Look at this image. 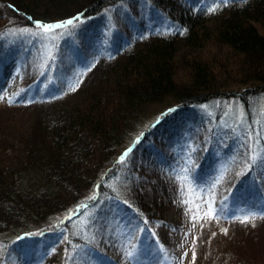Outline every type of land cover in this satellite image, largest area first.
<instances>
[{
	"label": "trees",
	"instance_id": "16d2710c",
	"mask_svg": "<svg viewBox=\"0 0 264 264\" xmlns=\"http://www.w3.org/2000/svg\"><path fill=\"white\" fill-rule=\"evenodd\" d=\"M128 2L141 5L161 29L156 31L143 23L140 39L132 41L130 34L117 57L111 53L95 54L96 64L82 73L78 88L68 96L82 94L78 104H65L67 98L48 110V104L57 102H51L50 94H46V100L3 107L7 117L0 123V259L6 257L5 264L14 242L55 235L62 229L69 231L67 254L57 264H70L71 247L84 243L85 230L80 228L82 232L73 235V228L68 226L84 213L94 215L98 204L106 200L104 197L123 203L144 226L154 225L184 188L173 181L160 180L151 186L147 179L135 176L136 156L144 150L142 146L149 135L158 129L176 135L170 132L171 122L212 98L226 100L239 95L247 104L246 117H251V97L264 94V0H207L204 8H198L196 0H0L4 7L0 41L11 26L24 25L43 33L44 25H63L44 32L50 35L44 42L33 41L32 52L23 48L20 51L22 66L42 54L44 63L48 60L57 68L63 65L67 51L74 49L73 44L88 39L86 34L102 25L110 32L114 21L103 16V12ZM74 5L77 9L72 14L57 18ZM10 19L13 22H7ZM69 20L73 24L68 25ZM117 38L111 33L109 40L116 42ZM28 56L33 57L29 60ZM36 69L32 83L39 80ZM92 79L97 83L90 88ZM246 94L251 97L243 98ZM173 101L176 104L168 107L163 116L155 117L146 129L134 135L131 143L123 146L128 130L147 107L155 103L170 105ZM28 110L33 115L18 116ZM12 113L18 115L12 117ZM260 142L256 146L261 148L262 156L249 163V172H256L261 166L264 169V136ZM213 156L210 149L199 159L203 174L213 165ZM99 163L104 168L102 176L93 181L91 194L81 200L77 195ZM246 175L230 190L242 186ZM117 179L127 185L123 191L112 186ZM239 197L243 199V194ZM52 216L57 219L49 220L51 223L43 221ZM33 221L36 223L29 230L23 229ZM88 247L107 256L91 242ZM199 252L198 248L193 254L195 263ZM55 255L53 251L50 258L47 256L48 262H53ZM51 262L48 264L55 263Z\"/></svg>",
	"mask_w": 264,
	"mask_h": 264
},
{
	"label": "rangeland",
	"instance_id": "374dc122",
	"mask_svg": "<svg viewBox=\"0 0 264 264\" xmlns=\"http://www.w3.org/2000/svg\"><path fill=\"white\" fill-rule=\"evenodd\" d=\"M206 4L207 0H196L198 8H204ZM166 6L172 11L171 5ZM119 7L117 11L107 10L102 14L114 21L110 32L102 25L97 31L86 34L88 39L73 44L74 49L67 51L63 65L57 68H53L48 60L45 64L42 54L34 59L35 63L22 66L21 48L32 52L33 41L44 42L50 35L24 25L11 26V30L0 41V123L7 117L4 105L32 104L38 99L49 98L44 96L46 94H50L51 102H57L54 105L48 104V110L60 106L67 98L69 100L65 104H78L82 94L71 98L68 96L78 88L82 73L86 69L91 70L96 64L98 57L95 54L107 52L117 57L130 34L132 41L140 39V25L143 23L156 31L161 29L156 20L147 17L141 5L140 8L134 2H128ZM76 9L75 5L66 8L57 18L70 15ZM3 11L4 7L0 5V15ZM10 21L13 22V19L7 22ZM210 25L213 26V23ZM165 30L170 31L168 28ZM111 33L118 36L116 42L109 40ZM142 33L146 36L148 34ZM15 52H19V55ZM28 57L30 60L33 56ZM34 69L39 74V80L36 78L33 83H37L33 86L30 79L35 75L32 73ZM96 83L92 79L90 88ZM249 97L251 94H246L243 98ZM239 99V95L229 96L226 100L212 98L198 105L192 112L171 122L170 132H176V135L162 129L148 134L151 137L145 140L142 146L144 150L136 156L135 176L139 174L151 186L158 180L173 181L184 189L176 194L173 205L163 209L160 215L162 219L149 227L136 219L116 198L104 197L106 200L98 204L94 215L92 212L84 213L81 218L70 223L72 226H68L73 228V235H79L82 232L80 228L85 230L82 239L84 243L71 247L69 263L264 264V169L261 166L256 172H249V163H254L262 156L261 148L256 145L261 143L264 136V94L251 97V117H246L247 104ZM164 104L155 103L146 108L144 114L128 130L124 147L131 143L134 135L146 129L155 117L163 116L167 108L176 102L165 104L166 106ZM31 113L28 110L22 115H9L25 117L27 114L33 115ZM210 149L214 155L211 158L213 165L209 172L203 174L199 171V159ZM102 166L99 163V167L92 171L91 179L82 186L77 195L81 200L93 191V181L100 180L104 170ZM244 175L242 186L230 190ZM127 182L130 184L131 180ZM112 186L123 191L127 185H121L117 179ZM241 194L243 199L239 197ZM209 200L214 202V216L205 215L208 211L206 202ZM196 205H200L199 212ZM245 216L252 218L245 223ZM55 218L52 216L43 221L51 223ZM34 223L36 222L27 223L23 229L29 230L28 227ZM62 231L55 235L14 242V245L11 243L14 249L7 264H48L52 261L48 262L53 251L56 255L51 263L55 261L54 264H57L67 254L69 231ZM89 242L97 245L107 256L88 250ZM198 248L200 252L195 263L193 254ZM5 261L6 257L4 260L0 259V264H5Z\"/></svg>",
	"mask_w": 264,
	"mask_h": 264
},
{
	"label": "snow or ice",
	"instance_id": "6c2138e0",
	"mask_svg": "<svg viewBox=\"0 0 264 264\" xmlns=\"http://www.w3.org/2000/svg\"><path fill=\"white\" fill-rule=\"evenodd\" d=\"M225 2H226V0H225ZM73 20H69V21H67L66 23L68 24V25H71V24H73ZM43 27V30H44V32H49V31H52V30H54L55 28H60V27H63V25H44V26H42ZM253 159H255V157H253ZM186 203H188L189 201H185ZM207 203V205H208V211L205 213V215H208V216H214L215 215V213H216V210H215V208H214V202L213 201H211V200H209V201H207L206 202ZM199 208H200V205H196V210H197V212H199ZM252 217H249V216H245L244 217V220H243V222H248L249 221V219H251ZM193 219H195V217H193Z\"/></svg>",
	"mask_w": 264,
	"mask_h": 264
}]
</instances>
